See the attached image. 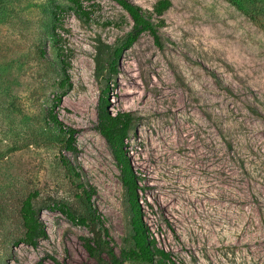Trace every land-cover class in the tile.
<instances>
[{
    "label": "rangeland",
    "instance_id": "obj_1",
    "mask_svg": "<svg viewBox=\"0 0 264 264\" xmlns=\"http://www.w3.org/2000/svg\"><path fill=\"white\" fill-rule=\"evenodd\" d=\"M129 1L151 12L158 0ZM79 2L86 15L68 0H0V264H111L84 242L133 247L101 96L132 117L123 154L157 245L178 264H264V0H170L152 15L160 43L140 33L114 73L133 20L115 0ZM65 89L53 113L75 128V153L48 118ZM28 195L47 231L36 247L20 240Z\"/></svg>",
    "mask_w": 264,
    "mask_h": 264
},
{
    "label": "trees",
    "instance_id": "obj_2",
    "mask_svg": "<svg viewBox=\"0 0 264 264\" xmlns=\"http://www.w3.org/2000/svg\"><path fill=\"white\" fill-rule=\"evenodd\" d=\"M68 1L74 5L77 11L86 15L87 12L83 10L79 0ZM115 1L120 4L131 16L134 23V31L129 34L127 42L116 48L113 52V59L108 64L112 73L116 72L117 59L120 57L123 50L132 44L140 33L147 31L154 37L157 44L160 43L157 26L154 23L152 15L155 14L156 16H160L171 6L170 0H158L154 4L152 11L146 12L140 6L129 0ZM57 16L58 15L55 13V19L58 18ZM59 49L61 70L64 76L60 82V87L63 88L68 85V70L70 67V62L64 50L62 48ZM96 63V70L98 73H100L103 70V65L99 61ZM66 93L67 89L63 90L59 95L56 96V102L49 110L48 118L55 125H57L59 130L65 135L66 149L72 153H75L77 151L75 145V128L64 125L58 119L57 115L53 113V109L62 100ZM107 110L108 99L101 96L98 103V124L96 128L105 138L109 146L113 149L117 160L121 165L123 184L127 188L130 195V202L133 210V217L131 221L133 230L131 240L133 242V247L121 249L117 254L113 247L109 245V240L104 241L103 244L86 240L84 242L85 249L90 255L94 256L101 246L105 247L111 264H124L127 261L146 264H178L169 251H166L157 245L156 238L154 237L153 233L141 219V210L137 202V177L131 170L129 163L126 161L123 154L125 139L127 138L128 132L132 127V117L126 113H118L115 116H110ZM84 195L86 197V201L90 202L91 194L89 191L84 190ZM32 197V195H28L20 205L19 217L23 229L20 240L28 246L36 247L40 239L47 237V231L38 216V211L34 207ZM58 207L72 221L82 224L86 223L87 219L76 217L66 205L62 204ZM105 235L108 236V233L105 232Z\"/></svg>",
    "mask_w": 264,
    "mask_h": 264
}]
</instances>
